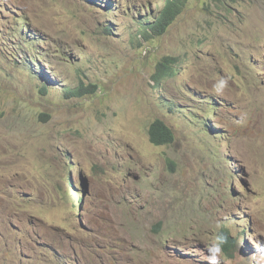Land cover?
<instances>
[{"label": "rangeland", "instance_id": "374dc122", "mask_svg": "<svg viewBox=\"0 0 264 264\" xmlns=\"http://www.w3.org/2000/svg\"><path fill=\"white\" fill-rule=\"evenodd\" d=\"M164 3L0 0V264H264V0Z\"/></svg>", "mask_w": 264, "mask_h": 264}, {"label": "trees", "instance_id": "16d2710c", "mask_svg": "<svg viewBox=\"0 0 264 264\" xmlns=\"http://www.w3.org/2000/svg\"><path fill=\"white\" fill-rule=\"evenodd\" d=\"M187 1L188 0H165L163 8H161L152 19H148L146 22L142 23L140 27L142 39L144 41H150L154 37H159L165 34L171 24L182 13ZM168 60L169 58H165L163 62H160L157 65L156 70L152 75L153 79L157 80L158 77L162 76L165 78L173 74L174 71L172 67L167 64ZM76 90L73 92L67 91L66 94L78 96V89ZM149 138L155 145L170 144L174 140L172 131L162 121H156L151 125L149 128ZM168 162L172 163V161ZM222 233L227 237V240L223 245V251L229 253L234 246L235 240L230 236L227 230H223Z\"/></svg>", "mask_w": 264, "mask_h": 264}, {"label": "clouds", "instance_id": "9594fccd", "mask_svg": "<svg viewBox=\"0 0 264 264\" xmlns=\"http://www.w3.org/2000/svg\"><path fill=\"white\" fill-rule=\"evenodd\" d=\"M161 79H163V77L161 76V77H158V79L157 80H155V79H153V80H155V81H160ZM67 92V91H66ZM209 116H211V115H209ZM156 121H162V120H160V119H156V120H154L151 124H150V126H149V128L151 127V125L154 123V122H156ZM163 122V121H162ZM164 123V122H163ZM165 124V123H164ZM166 125V124H165ZM167 126V125H166ZM170 130H171V128L169 127V126H167ZM172 131V130H171ZM172 133H173V131H172ZM173 136H174V134H173ZM148 137H149V129H148ZM149 141H150V138H149ZM174 141V140H173ZM151 142V141H150ZM152 143V142H151ZM171 144V143H170ZM153 145H155V144H153ZM164 145H169V144H164ZM156 146H161V145H156ZM172 164H174L173 162H172ZM78 192V191H77ZM77 192H76V194H77ZM80 193L82 192V191H79ZM83 195V194H82ZM79 198H81L80 196H79ZM223 230H227V232H229V234H230V236L235 240V243H234V246H233V248L230 250V252L229 253H226V252H224L223 251V245L225 244V242H226V240H227V237L222 233L223 232ZM236 244H237V240H236V238L235 237H233L232 235H231V232L227 229V228H223L220 232L218 231L217 233H216V235H215V237H214V240H213V242L211 243V244H209L208 246H207V248H206V260H207V264H221V261H220V258H221V255H222V252L224 253V254H227V255H229V254H231V252H232V250L235 248V246H236Z\"/></svg>", "mask_w": 264, "mask_h": 264}, {"label": "bare ground", "instance_id": "6f19581e", "mask_svg": "<svg viewBox=\"0 0 264 264\" xmlns=\"http://www.w3.org/2000/svg\"><path fill=\"white\" fill-rule=\"evenodd\" d=\"M153 144V143H152Z\"/></svg>", "mask_w": 264, "mask_h": 264}]
</instances>
